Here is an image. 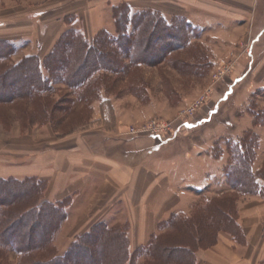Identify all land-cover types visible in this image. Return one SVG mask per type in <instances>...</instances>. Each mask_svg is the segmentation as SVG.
Here are the masks:
<instances>
[{
  "label": "rangeland",
  "instance_id": "1",
  "mask_svg": "<svg viewBox=\"0 0 264 264\" xmlns=\"http://www.w3.org/2000/svg\"><path fill=\"white\" fill-rule=\"evenodd\" d=\"M259 2L256 5L255 0H0V39L13 42L15 51L6 65L17 64L30 55L44 60L59 37L70 29L81 33L90 43L102 33L119 38L114 9L125 12L124 7L128 6L134 20L146 25L138 30L132 26L128 29L137 44L129 59L140 60L132 65L125 59L127 70L100 69L82 91L58 83L36 101L0 103V180L40 181L42 202H61L67 218L76 196L69 194V173L64 175V163H69L74 155L85 159V152H89L91 155L88 153L85 159L88 162L102 158L128 163H139L148 157L152 162L173 157L180 163L184 161L181 166L186 167L187 173L186 160L191 152L193 159L189 162L198 177L211 170L210 179L192 187L189 193L192 198L180 206L182 211H174L161 220L156 233L148 243L138 246L140 249L136 246L132 250L128 226L95 223L96 214L90 209L84 215L81 213L80 220L69 228L62 229L65 218L50 244L52 249H47V256L38 255L41 259L56 252L65 254L75 238L103 224L127 232L130 253L137 250L135 254L141 257H136L135 262L142 264L145 250L154 238H171L173 233L178 236L169 223L183 225L189 220L190 226H181V231L192 236L200 231L204 241L191 248L198 251L196 257H201L218 241L221 229L235 231L234 220L226 221L225 226L209 219L216 212L214 206L223 203L233 219L241 223L245 238L242 243L246 242V235L252 239L237 254L241 259L254 260V264H264V198L235 191L226 173L234 161L235 150L240 149L241 155L250 154L245 162L264 185L260 178L264 176V61L250 57V54L260 56L261 47L256 46L264 43V35L260 36L264 27V0ZM108 8L114 26L86 35L84 26L99 16L102 19L104 15L105 19ZM146 13L155 20L146 21L142 15ZM121 16L127 18L126 14ZM161 16L168 24L174 23L169 36L162 30L166 23ZM257 37L261 38V45L255 43L253 49ZM42 70L47 78V71ZM73 167L91 169L85 162L81 167L78 163ZM50 174L53 183L47 179ZM228 232L220 234L231 236ZM193 258L194 254L189 264H193ZM21 261L15 251L0 250V264H21Z\"/></svg>",
  "mask_w": 264,
  "mask_h": 264
},
{
  "label": "trees",
  "instance_id": "2",
  "mask_svg": "<svg viewBox=\"0 0 264 264\" xmlns=\"http://www.w3.org/2000/svg\"><path fill=\"white\" fill-rule=\"evenodd\" d=\"M124 9L125 12H120L119 9H114L113 12L119 38L102 33L90 43L81 33L70 29L59 37L54 49L44 60L30 55L17 64L6 65L15 53L14 43L0 39V103L21 99L36 101L58 83L82 91L100 69L120 72L121 69L127 70L125 59L130 60L132 65L137 63L139 58L129 59L137 44L128 29L132 26L138 30L146 25H142L140 20H134L130 15V7L125 6ZM122 13L127 18H121ZM142 15L146 21L155 20L150 13ZM161 18L166 23V26H161L162 30L169 36V30L173 29L174 23L168 24L163 16ZM42 68L47 71V78L44 77ZM12 74L14 76L10 78ZM81 98L84 99L85 96L82 95ZM235 151L234 161L226 171L228 183L235 191L259 194L264 198V185L260 184L259 177L255 178L251 166L245 162L250 154L241 155L240 149ZM260 178L264 180V176L261 175ZM42 186L35 179L0 180V250L7 248L15 251L22 258L21 264H136V257L141 255L135 253L141 247L135 253H130L127 232L119 228L109 229L103 224H98L89 232L75 238L65 254L56 252L51 257L41 259L38 255H46L47 249H52L50 244L66 218L61 202H42ZM214 202L213 200L212 204ZM213 211L216 212H210V220L225 226L226 221L232 223L234 220L235 227V231L230 232L226 231V227L221 229L216 240L220 232H228L234 241L244 242L241 226L236 218L233 219L225 204H217ZM190 222L191 220L183 225L178 222L169 223L171 228H176L178 236L173 233L171 238H154L145 250L142 264H189L192 254L193 264H196L198 251L193 252L191 246L204 240L200 231H196L193 236L182 233L181 226L188 228ZM40 228L44 230L43 233L39 232Z\"/></svg>",
  "mask_w": 264,
  "mask_h": 264
},
{
  "label": "crops",
  "instance_id": "3",
  "mask_svg": "<svg viewBox=\"0 0 264 264\" xmlns=\"http://www.w3.org/2000/svg\"><path fill=\"white\" fill-rule=\"evenodd\" d=\"M255 1L256 5L261 3L259 2L261 0ZM106 14L105 19L104 15L102 19H99L100 16L98 17L96 14L98 19H95L91 14L94 19L92 22L90 20V24L84 26L86 35L93 34L95 30L100 28L114 26L110 8ZM261 30L260 36L262 38L264 27ZM259 38H255L253 49L255 43L261 45V38ZM262 44L256 46V48L261 47L260 56L255 55L254 57V54H250V57L259 59L261 63L264 61V43ZM88 153L85 152V159L88 158ZM190 156H192L191 152L187 156L188 160H186V164L189 166L187 173H184L186 167L181 166L184 161L180 163L178 158L173 157H165L155 162L150 161L148 157L139 163H128L120 160L121 163L103 160L102 158H98V161L89 160L88 162L82 157L77 158L75 155L70 157L69 163H64V167H66L64 175L69 173L68 188H71L69 194L76 197L68 209V216L62 224V229L64 227L69 228L70 224L73 225L75 221L80 220L81 213L93 209L92 213L96 214L93 215L95 223L104 221L110 227L128 226L130 228L127 234L132 241V250L133 247L135 249L136 246L148 243L150 236L156 233L161 220L166 219L174 211H182L179 209L180 206L192 198L189 194L192 187L204 184L211 178V170L202 172V176L199 177L192 171L189 161L193 157L190 158ZM83 162L90 165L91 169L76 170L73 167L77 163L81 167ZM93 163H97L98 166ZM46 176L53 183L54 179L51 174ZM65 176L64 178H66ZM107 195L109 197L105 198ZM53 200H56V197ZM251 240L250 236L247 237L246 235V242L238 243L231 236L222 233L211 249L206 250L201 257H197L196 264H254V260L241 259L238 255L239 250L246 248Z\"/></svg>",
  "mask_w": 264,
  "mask_h": 264
}]
</instances>
